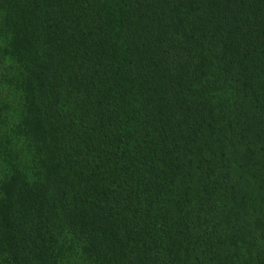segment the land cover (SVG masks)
<instances>
[{"label": "trees", "instance_id": "16d2710c", "mask_svg": "<svg viewBox=\"0 0 264 264\" xmlns=\"http://www.w3.org/2000/svg\"><path fill=\"white\" fill-rule=\"evenodd\" d=\"M0 264H264V0H0Z\"/></svg>", "mask_w": 264, "mask_h": 264}]
</instances>
